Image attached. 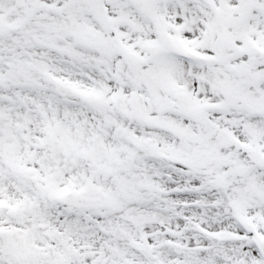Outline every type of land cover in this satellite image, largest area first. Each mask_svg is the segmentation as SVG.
I'll return each mask as SVG.
<instances>
[{"label": "snow or ice", "instance_id": "snow-or-ice-1", "mask_svg": "<svg viewBox=\"0 0 264 264\" xmlns=\"http://www.w3.org/2000/svg\"><path fill=\"white\" fill-rule=\"evenodd\" d=\"M0 264H264V0H0Z\"/></svg>", "mask_w": 264, "mask_h": 264}]
</instances>
